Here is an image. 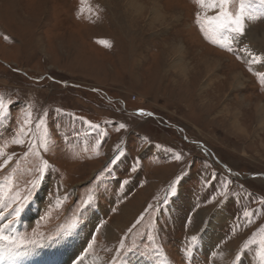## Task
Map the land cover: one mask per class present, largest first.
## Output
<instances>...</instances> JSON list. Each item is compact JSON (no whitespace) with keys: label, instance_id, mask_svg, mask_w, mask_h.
Segmentation results:
<instances>
[{"label":"rangeland","instance_id":"1","mask_svg":"<svg viewBox=\"0 0 264 264\" xmlns=\"http://www.w3.org/2000/svg\"><path fill=\"white\" fill-rule=\"evenodd\" d=\"M227 9L244 14L243 43L214 31L203 16L216 10L196 0H0V97L10 101L0 163L13 156L0 168V201L27 194L41 163L10 142L26 113L44 118L34 139L48 143L49 167L9 231L39 242L20 249L64 253L78 237L76 258L101 264H262L264 68L249 71L241 48L264 53V2ZM169 25L175 42L158 35ZM181 60L185 73L172 65ZM121 238L128 250L118 253Z\"/></svg>","mask_w":264,"mask_h":264},{"label":"snow or ice","instance_id":"2","mask_svg":"<svg viewBox=\"0 0 264 264\" xmlns=\"http://www.w3.org/2000/svg\"><path fill=\"white\" fill-rule=\"evenodd\" d=\"M230 0H196V3L200 5L202 8H206L207 10H216L215 16L208 15V12L206 11L204 13L203 19L208 20L209 22L215 21V29L214 31H219L223 28H230L232 32L241 34L240 35V41L243 43L244 39L248 37V30L245 26V22L243 20V12H237L235 14H232L228 11L227 6L229 4ZM264 2V0H262ZM196 19L197 22L200 23L201 21V13H196ZM254 16H249V20L252 22H255ZM174 25H169L164 31H161L158 33L161 37H168L169 40L175 42L179 39L178 36L171 35L172 29ZM205 29L201 28V31L203 32ZM212 43L217 44L219 43V46L225 47L227 46L228 50L231 51V43L229 42L227 45H225L224 42L218 41V39H213ZM106 46H110L105 42ZM241 52L244 53V55L247 57L245 59V63L249 65V71H252V66L256 64H260L262 68H264V53L257 54L256 52H253L250 48L247 46H244L241 48ZM261 83H264V77L261 79ZM241 88V85L237 83L234 85V90H239ZM231 99V97H229ZM10 101L6 102L3 97H0V120L6 119L10 115L9 110ZM137 114L139 115H148L151 116L152 113H145L143 109L137 110ZM31 112L26 113L25 118L19 122L15 132L12 134L11 137V144L13 145H19L23 146L25 151H23V155L25 157L29 156L30 154L40 158L41 163L38 167L35 168V172L37 173L36 178L29 182V186L27 188V194L21 196L19 191H16L15 194L10 198V202L0 201L2 204H6L5 207H3L2 210H0V261L7 260L10 256L13 255H20L21 253L17 251L21 247H27L29 245H35L39 241L37 239H24L22 237H16L13 235H9V231L12 228V225L15 224L17 218H19L21 211L25 204L28 203V201L32 197L33 191L39 186L40 179L44 174V171L46 168L49 167L48 161L44 160L41 156V150L47 151L48 150V143L44 138H41L39 140L34 139V128H40L41 124L44 123V118L40 117L37 120H33ZM98 127V126H97ZM120 129L125 128V124L119 125ZM119 130V129H117ZM104 135V134H102ZM5 147H7V144H5ZM5 155L3 149H0V157H3ZM13 159L12 155H7V158L3 160V163H0V168H4L5 165L9 164V161ZM119 159V157H115L114 159H111L109 161V164H115L116 161ZM176 160H180V155L175 156ZM108 171V165H105L104 169L101 171V173L96 177L97 179H100L101 176ZM133 171H136L135 168H133ZM128 181H123V184H127ZM178 183H181L180 177L177 176L169 185V192L166 193V197L171 195L175 196L177 195L178 190ZM225 191L221 192L220 195L224 196L227 194L228 186L225 185ZM90 201L85 200L83 203L87 204ZM166 202V199L165 201ZM57 205H60L62 201H60L59 198H57L56 201ZM154 206L149 205L148 208L144 209V212L141 213V216L139 219H137L136 224H134L131 228H129L127 231L128 233H132L133 229L137 227V225L141 222V220L144 218L145 213H148L150 209H152ZM196 207H199L197 205ZM116 209H113L115 211ZM255 213L245 210L243 212V216L247 219L254 215ZM43 219V217H42ZM191 220V217L189 216V221ZM102 225L96 226V231H99ZM151 238V237H149ZM93 240H95V236L92 237ZM197 237L191 236L190 241L192 243H195ZM251 243H256V241H251ZM260 256H261V262L264 264V236L260 238ZM119 247L116 249V252H121V250L127 251L128 249L125 248V241L123 238L119 241ZM247 246V245H245ZM89 248L92 247V243L90 242L88 245ZM219 247V245H217ZM87 249L84 250V253L87 254ZM82 261L83 257H79ZM117 257H112V264H116Z\"/></svg>","mask_w":264,"mask_h":264},{"label":"bare ground","instance_id":"3","mask_svg":"<svg viewBox=\"0 0 264 264\" xmlns=\"http://www.w3.org/2000/svg\"><path fill=\"white\" fill-rule=\"evenodd\" d=\"M174 52H176V49H174ZM204 60H206V59H204ZM172 65L173 66L178 65L180 72L185 73L188 70L186 63L183 64L182 60L180 62L179 61L174 62ZM207 74H210V71H208ZM258 106H259V104H258ZM67 240H69V242H66V239H65V242H63V244L65 246L63 249L65 251L64 253L59 251V250H56L55 254H52L51 252L42 253L39 251H34L33 253H29V251L32 248L18 249L17 251H19L21 254L20 255H13L16 257V258H12L13 261H9L7 259L5 261H0V264H62V263L63 264L64 263H66V264H73V263H75V264H101L100 261L98 260L99 258L95 259L93 257L87 256L86 258H83L82 261L80 259L76 258V255H77L76 251L80 245L79 244V238L78 237H71V238H68ZM42 248H44V247H42ZM66 259H68V260L65 261ZM61 261H64V262L60 263ZM137 264H146V263H144V262L142 263L139 261Z\"/></svg>","mask_w":264,"mask_h":264}]
</instances>
